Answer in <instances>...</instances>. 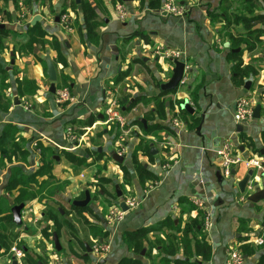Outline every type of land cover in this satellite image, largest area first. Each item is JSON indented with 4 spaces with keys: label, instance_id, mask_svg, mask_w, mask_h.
Wrapping results in <instances>:
<instances>
[{
    "label": "crops",
    "instance_id": "obj_1",
    "mask_svg": "<svg viewBox=\"0 0 264 264\" xmlns=\"http://www.w3.org/2000/svg\"><path fill=\"white\" fill-rule=\"evenodd\" d=\"M35 1L29 4L26 24L14 15L10 21L0 22V28L4 25V30L10 32L6 46L0 51V64L8 73L5 86L0 87V137L8 126H14L25 140L28 152L26 163L0 167V201L6 198L12 202L14 199V193L5 192L14 167L20 168L25 176L34 175L38 182L47 180L48 176L36 175L51 154L55 161L50 171L53 179L69 183L57 196L72 207V202L79 201L81 194L85 195L89 190L93 195L92 203L88 205L90 210L83 214L89 225L107 232L105 240L101 239L100 243L109 247L103 256L95 251L88 254L86 245L89 247L96 242L89 232L88 240L82 241L85 252L75 248L74 257L63 251L66 248L60 252L56 250L62 259L53 258L61 264H121L134 255L125 243L126 234L141 229H150L149 235L155 232L172 234L167 226L171 221L185 224L189 217H195L194 211L187 215L188 204L184 205V201L203 204L204 211L213 216L212 228L206 232L212 248L209 264H227L232 248L255 247L249 241L262 230L264 202L252 204L246 202L247 198L242 201L244 195L237 185L250 170L240 166L231 177H225L215 150L228 139L238 148L244 147L242 154L246 158L259 156V153H253L251 145L258 151L264 147V66L261 65L264 57L258 49L244 52V66L255 67L258 76L254 77L255 80L251 78L253 76L243 80L236 78L228 57L230 50L224 47L227 43L217 34L224 27L223 20L213 24L209 16L210 12H219L221 1L177 0L184 10L181 17L161 12L164 0H159L156 8H151L153 0H101L102 7L90 1L89 7L102 22L98 43L87 36L83 11L78 15L80 30L68 28L62 21L65 10V15L73 22L77 19L68 8L67 0H52L48 5L50 13L46 12L47 7L41 8L45 9L41 11L45 15L38 12L40 7ZM81 3L75 0L77 12L82 10ZM4 4L0 0L4 15L14 14V6ZM21 4L18 2L20 7ZM118 5H123L128 12L125 20L117 16ZM37 16L41 17L37 24L46 36L36 43L33 52L26 49L20 53L18 46L25 47L32 40L28 29ZM57 17L59 22H56ZM238 33L243 34V29H238ZM15 44L16 56L12 53ZM157 47L180 51L184 57L182 62L189 66V71L185 84H180L176 92L160 98V102H165L164 106L144 105L136 102L137 99L161 94L160 84L170 79L174 68V62L155 53ZM49 59L56 68V91L68 89L74 102L59 105L55 94L50 93L46 66ZM12 60H15L13 66ZM247 82H251L250 90L245 89ZM189 91H197L195 100ZM245 96H252L255 107L262 106L261 117L241 125L243 132L237 133L240 124L234 119L235 106ZM15 98L18 104H15ZM123 99H128L126 105L121 104ZM113 100L119 102L125 118L123 133L118 126L106 123V105ZM185 100L194 108L193 116L181 109ZM92 116L97 120L88 127L86 122ZM189 116L198 119V124H187L184 119L191 122ZM176 118L182 122L179 127L173 126ZM198 127H201L200 131ZM157 128L162 140L152 134ZM70 132L77 138L75 143L68 140ZM33 141L45 148L43 156L36 154ZM146 143L148 152L144 147ZM152 146L156 155L151 153ZM121 147L124 148V162L119 164L110 154L113 151L118 154ZM65 154L83 159L84 163L72 164ZM166 164L171 168H164ZM138 166H142L148 175L141 176ZM263 174L261 170H254L252 182H260ZM98 185L104 188H98L96 200L93 198ZM117 186L123 194L121 199L117 197ZM127 199H135L140 205L128 208L122 220L108 226L104 208L120 207V203ZM26 204L22 211L23 229L16 227L9 235L12 244L21 240L25 243L22 246L23 260L30 250L37 258L50 252L45 230L52 236L58 233L55 218L44 211L48 206L54 207L52 202L40 204L34 199ZM78 218L75 217L76 221L70 219L75 225ZM87 231H90L88 227ZM244 257V264H264V250H256ZM9 263L0 257V264Z\"/></svg>",
    "mask_w": 264,
    "mask_h": 264
},
{
    "label": "trees",
    "instance_id": "obj_2",
    "mask_svg": "<svg viewBox=\"0 0 264 264\" xmlns=\"http://www.w3.org/2000/svg\"><path fill=\"white\" fill-rule=\"evenodd\" d=\"M220 1L221 6L219 12H210L209 16L213 24L215 22L217 23L218 20L219 22L223 20L224 27L219 32H217V34L220 39L223 40V42L230 45V54L228 57L233 65V73L237 79L242 80L249 76L256 77L258 76V71L255 67L244 66L242 56L246 51L251 52L257 49L258 45L263 39V3L259 0H244V2H242L243 13H238L237 11L229 13V0ZM159 4V0H153L150 2L151 8H156ZM80 6L82 7L84 13L87 36L89 40L98 43L100 40L98 30L102 22L98 20L95 11L89 7V4L83 5V3H81ZM257 25H261V27L256 29L255 27ZM238 29H243L244 33L241 35L239 33L237 34ZM28 32L31 33L32 40L29 45L25 47L20 45L18 46L20 53L25 52L26 49H29L31 52H33L36 43L44 40V37L46 36V33L40 28L38 24L35 26H29ZM9 36L10 32L0 28V51L4 49V46H6V40ZM131 38L128 39L131 40ZM12 50V53L14 56H16V44ZM234 50H240V52H233ZM7 75L8 73L1 66L0 87L5 86ZM28 86H30V83ZM189 93L194 100L197 98V91H194L193 93L189 91ZM169 94L171 93H161L154 98L139 97L136 102H142L144 105L155 103L157 106H164L165 102H160V98L168 96ZM127 103L128 99H123L121 101L122 105H126ZM134 105L135 102L132 103L129 108L131 109ZM96 120L97 117L92 116L86 122V126H92ZM184 120L187 121V124L193 123L194 125H197L199 122L198 119H194V117H190V120H192L191 122H189L187 118ZM158 130L159 128H157L155 131H152V134L162 140L163 137L158 136ZM262 137L264 141V133L262 134ZM25 144V140L18 135V130L12 125L8 126L0 137V167H6L8 164H14L16 162L26 163L28 152L25 149ZM147 146L148 145L146 143L144 147L148 152L149 149ZM251 148L254 154L259 153L258 149H256L254 145H251ZM41 149L43 154L45 148ZM65 157L78 165H82L84 163L83 159L75 158L70 154H65ZM54 163L55 161L52 159V157L44 160V166L39 172H37L36 175L48 176V179L42 182H38L34 175L29 177L25 176L18 167L12 168V173L5 187V192L10 193L11 195L14 193V199L12 202H9L6 198H2L4 200L0 201V256L8 254V245L6 241L9 240V229L14 227L16 228L13 223L12 208L16 205H20L34 199L40 204L44 203L45 201L53 202L56 196L59 193L64 192L65 187L69 184L68 181L53 179L50 172V166ZM138 167L140 168L141 176L148 175L142 166ZM91 196L93 197L92 194ZM186 204H188V208L186 209L188 210L187 215L190 216L189 213L194 211L196 213L195 217H189L185 221V224L181 223V221L178 224H175L174 221H171L167 226L171 228L172 235L166 234L158 236L154 241H151L152 239L149 238V234L151 233L150 229H141L135 233L126 234L124 237L125 243L130 251L133 254L137 253L140 248L141 250H144L142 246L147 244L151 245L150 252L156 250L162 258H165L164 260L167 261L168 264H209L212 258V248L208 242L209 240L206 231L203 228V220L206 213L204 210L197 208L192 203L184 201V205ZM72 207L75 209H80L74 206ZM111 207L108 206L104 208L103 212L106 214V216L109 213V209ZM184 212L185 210L183 213ZM88 228L90 229L94 240H98L99 242L101 239L105 240L107 236L106 231L94 225H89ZM163 228L164 227H162V229ZM2 240H5L6 242L4 245L1 243ZM247 249L248 245H245L244 247H241L240 251L244 255H247ZM149 253L146 255V258H149ZM126 261L129 262L128 259H124L121 264H124Z\"/></svg>",
    "mask_w": 264,
    "mask_h": 264
},
{
    "label": "built area",
    "instance_id": "obj_3",
    "mask_svg": "<svg viewBox=\"0 0 264 264\" xmlns=\"http://www.w3.org/2000/svg\"><path fill=\"white\" fill-rule=\"evenodd\" d=\"M22 6V4H21ZM117 16L121 20H125L128 16V12L126 8L123 5H118L117 8ZM161 12L166 13L169 16L172 17H181L184 14L183 8H181L177 4V0H164L161 8ZM1 16H0V22H1ZM62 21L68 26L69 24L72 23V20L69 18L68 15H62ZM155 53L157 55H160V57L165 58L166 60H169L170 62L174 61H183V54L178 51V50H170V49H165L162 47H157L155 49ZM185 63V62H184ZM185 71H184V76L182 79L181 84H185L186 81V76L188 74V69L189 66L185 63ZM56 97V102L59 105L63 104H68L74 102V97L71 95L68 89H61L56 91L55 93ZM255 109V104L252 96H245L241 97L235 106V114H234V119L237 124L243 125L246 124L247 122L253 120V113ZM105 118H106V123L108 124H114L118 126L122 133L124 132V129L126 128V123H125V118L123 117L122 114V109L121 105L117 100L110 101L106 105V111H105ZM182 125V122L179 119H174L173 120V126L174 127H179ZM68 140L72 143H75L77 141V138L75 137L74 134L70 132L68 136ZM32 147L36 154L40 156L42 154V149L39 146L38 142L33 141L32 142ZM124 148L121 147L118 150L119 155H123ZM216 155L218 159L220 160L221 164V169L223 172V175L225 177H231L233 171L240 166H244L247 170H264L263 164H264V159L261 158L260 156L256 157H244L242 152H240L239 148L234 145L231 139L223 141L215 150ZM166 169H170L171 165L166 164L164 166ZM253 183V182H252ZM250 183L247 188H246V194L242 196V201L246 200V196L248 194H251L254 192V187ZM126 205L128 208H136L140 204L138 201L135 199H127L126 200ZM197 208L204 210V205L198 202H193ZM124 211L121 210L120 207L118 206H113L109 209V213L106 216V221L108 226H112L115 222L120 221L123 219L124 216ZM205 218L203 220V228L206 232H209V230L212 228L213 225V216L210 214V212L205 211ZM251 244L257 246V247H264V223L262 226V230L259 234L256 236L252 237ZM101 245V244H99ZM109 247L104 248L105 252H108ZM13 257H15L18 261L19 264H23V257L24 253L17 248L12 249ZM245 262V257L244 254L240 251L238 248H232L229 253V258L227 261V264H244ZM55 264H61L59 261H57Z\"/></svg>",
    "mask_w": 264,
    "mask_h": 264
},
{
    "label": "rangeland",
    "instance_id": "obj_4",
    "mask_svg": "<svg viewBox=\"0 0 264 264\" xmlns=\"http://www.w3.org/2000/svg\"><path fill=\"white\" fill-rule=\"evenodd\" d=\"M32 1L34 2L35 0H31V1L30 0H2V3H5L4 5H6V4H9V6H10V4L13 5L14 8H15V12H14V14L7 13L6 15H4L3 9L0 8L1 20L10 21V20H12V16L14 15L17 20H19L23 24H26V21L28 20V13H29V8H30L29 6H31L29 4ZM36 1L35 2L37 3L38 7H40V8H38V12L39 13H41L42 15H45V14H43L44 12H41V11H45V9L41 10V8H45V7H47L46 12L50 13L51 9H50V7L48 5H50L52 0H48V2L50 1L49 3L46 2V0H36ZM67 1H68L67 3L69 4L68 8H70L71 11L74 14H76L75 17L77 18L76 19L77 21L76 20H74V22L72 21V23L68 25V28H74V29L76 28L77 30L78 29L80 30L78 17L80 16L79 12H81L83 10L80 9V11L77 12V7L75 6V0H67ZM80 1L83 3V5L89 4L90 1H94L97 5L102 7L101 0H80ZM231 1L233 3H231ZM262 1H264V0H262ZM18 2L22 3L21 7L18 5ZM228 2L230 3L229 13L233 12V11H237L238 13H243L242 2H244V0H229ZM262 3L264 4V2H262ZM9 6H7V7H9ZM65 11L66 12H64V15L67 14V10H65ZM52 14L54 15V12ZM2 16H3V18H2ZM27 25H29V24H27ZM257 49L260 50V52L262 53V56L264 57V36H263V40L258 45ZM261 65L264 66V63L263 64L261 63ZM0 67H1V64H0ZM261 74H262V71H260L259 76ZM0 78H1V76H0ZM251 78L253 79L254 77H251ZM255 79L256 78H254V80ZM50 155L51 154H49L47 156V159L50 158ZM67 160L70 161L69 159H67ZM70 162L72 164L75 163L73 161H70ZM53 166L54 165L50 166V170L51 171H52ZM242 168H244V166ZM261 171L264 173V170H261ZM98 188L103 189L104 187L102 185H98L97 186V188L95 190V193H94L95 197L93 198V199H96V200H98V194H99L98 193ZM79 198H80V200H83L85 198V195L81 194V196ZM246 202H248V201L246 200ZM91 203H90V205H91ZM51 205H54V207L53 206H48L44 211L48 215H50V216L52 215L55 218L56 226L58 227L57 228V232H58L57 234H58V237L60 239L59 241H60V243L62 245V248H64V249L66 248L63 251L64 252L66 251V254L68 256H74L73 255V253H74L73 249H75V248H79L80 252H85V249H84L85 247L83 246L82 241L83 240L84 241L88 240V238L90 236L89 232H91V231H87V227L89 226V224L87 223V220L85 219V215L83 213H86L87 212L86 210L89 211L90 210L89 209L90 206H88L85 210H76L75 208H72L67 203H65V201H63V199L60 196H57L55 198V200L52 202ZM59 210L63 211V212H61L62 215L59 213ZM90 215L92 217V213ZM74 216L75 217L76 216L79 217L78 218L79 220H78V222L75 223V225H74V222L70 219L72 217L75 220ZM65 218H67V220ZM69 219H70V221H69ZM58 221H60L61 224H59ZM14 230H15V227L12 228L11 231H9V235H10V233L12 234ZM45 231H44V234H45V238H46V240H47V242L49 244V249H50L49 251L50 252H46V253H44L43 256L37 258L36 255L34 256L33 253L30 250V252H28L26 254V256H25V258L23 260L24 264H41V263L48 264V263H51V261L56 263L57 262L56 260H58V259L61 260L62 259V255L58 254L57 251H56V248H55V245H54V242H53L52 233H48L47 231L46 232ZM158 236H162V232H155L152 235H149V238L152 239L151 241H154L155 238L158 237ZM251 239H252V237L250 238V241H251ZM95 241L96 242L92 246H89V247H91L92 252L95 251L96 254H98L100 256H103V255L107 254V252L104 251V248H106V247L108 248V246L106 244H104V243L103 244L100 243L98 240H95ZM6 242H7V245H8V247H7L8 254L2 255L0 257L5 259L6 263H9V261L12 258L11 256H13L11 246L12 247L14 246L13 248L20 249L23 252L24 250L22 249V246L25 243L23 242V240H21V242L19 241L16 245L12 244V242H10V240H8ZM6 242H5V240L1 241V243L3 245ZM249 242H248V244H249ZM99 244H101V245H99ZM249 245H251V244H249ZM142 247H143L144 250H141V248H140L137 251V253H134V255H132L128 259L129 262L126 261L124 264H168V262L164 260L165 258H162L157 253L156 250H153V252H150L151 245L144 244ZM251 249H253V250H251ZM251 249H247L246 254L254 253L256 250H264V247L255 246V247H253ZM148 253H149V258H146V255H148ZM54 256H57L58 259L53 258Z\"/></svg>",
    "mask_w": 264,
    "mask_h": 264
},
{
    "label": "water",
    "instance_id": "obj_5",
    "mask_svg": "<svg viewBox=\"0 0 264 264\" xmlns=\"http://www.w3.org/2000/svg\"><path fill=\"white\" fill-rule=\"evenodd\" d=\"M123 1L124 2H133V0H123ZM79 2L80 1L77 0V3H79ZM40 19H41V17H39V16L35 17L33 19V21L31 22V26H35L40 21ZM56 22H59V17L56 18ZM1 28L4 29V25H1ZM224 47L227 50H230V45L228 43L225 44ZM233 52H240V50H234ZM14 63H15V60H12L11 65L13 66ZM46 66H47V77L51 83L49 91H50V93L55 94L56 93V81H57L56 68H55L54 63L51 59L46 61ZM185 67H186V65L184 62L174 61V68L172 69V75L168 81L160 84L159 92L160 93L176 92L178 90L181 82H182ZM7 70L9 71L11 69H7ZM250 87H251V82H247L245 85V89L250 90ZM18 103H19L18 100L15 98V104H18ZM181 109L183 111L187 112L191 116H193L195 114V110L191 106V104L188 100H185L181 104ZM124 110H126V109H124ZM261 110H262V106L260 104H258L254 109L253 119H255V120L260 119ZM142 122L144 125H146L145 121H142ZM200 128L201 127H198L197 130L200 131ZM237 128H238L237 133L243 132V127L241 125H239ZM152 148H153L151 151L152 155H156L157 154L156 149L153 146H152ZM239 150H240V152H243L244 147L241 146L239 148ZM110 155L115 162H117L119 164H122L124 162V157L118 155L115 151L111 152ZM259 156L264 159V147L259 150ZM263 168H264V164H263ZM233 174H234V171H233ZM253 177H254V170H250L248 172V174L244 177V179L238 183L237 187H238L239 192L242 195L246 194V188L250 183H252ZM252 185L254 187V192L247 196V201L252 203V204H259V203L264 202V174L261 176L260 182L252 183ZM116 189H117V197L119 199H121L122 193H121L119 187L117 186ZM91 200H92L91 193L89 190H87V191H85V198L83 200L73 201L72 205L74 207H77V208H85L91 203ZM26 206H27V204L23 203L20 205H16L12 208L13 223L18 228V230L23 229L22 211L25 209ZM120 208L124 212L128 211V206L126 205V203L124 201H122L120 203ZM53 241H54V245H55L56 250L58 252H60L62 247L60 245L59 237L56 233H54V235H53ZM86 247H87V253L88 254L92 253V249H90L88 247V245H86ZM9 264H19V263L15 257H12Z\"/></svg>",
    "mask_w": 264,
    "mask_h": 264
}]
</instances>
